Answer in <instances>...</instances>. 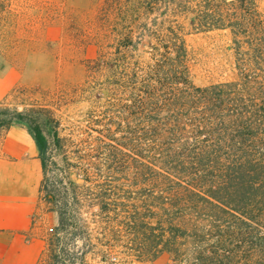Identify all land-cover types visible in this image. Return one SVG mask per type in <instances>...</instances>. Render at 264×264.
Wrapping results in <instances>:
<instances>
[{
    "label": "trees",
    "instance_id": "obj_1",
    "mask_svg": "<svg viewBox=\"0 0 264 264\" xmlns=\"http://www.w3.org/2000/svg\"><path fill=\"white\" fill-rule=\"evenodd\" d=\"M83 83L0 101V143L27 129L57 214L46 264H264V15L257 0H96ZM228 32L236 78L191 79L185 22ZM76 26V27H75ZM10 98H12L10 100ZM87 103L64 125L66 107ZM21 105V106H20Z\"/></svg>",
    "mask_w": 264,
    "mask_h": 264
},
{
    "label": "rangeland",
    "instance_id": "obj_2",
    "mask_svg": "<svg viewBox=\"0 0 264 264\" xmlns=\"http://www.w3.org/2000/svg\"><path fill=\"white\" fill-rule=\"evenodd\" d=\"M257 7L264 15V0H257ZM96 9V0H0V101L21 89H39L34 98L41 101L43 92L83 83L87 62L97 57L99 46L80 43L73 26H85ZM182 22L193 83L207 86L236 78L230 34L194 32L188 21ZM88 108L87 103H78L58 115L68 126L82 121ZM56 224L57 214L41 204L34 235L43 239ZM171 263L172 256L166 253L154 261L126 264ZM38 264L46 263L39 260Z\"/></svg>",
    "mask_w": 264,
    "mask_h": 264
},
{
    "label": "crops",
    "instance_id": "obj_3",
    "mask_svg": "<svg viewBox=\"0 0 264 264\" xmlns=\"http://www.w3.org/2000/svg\"><path fill=\"white\" fill-rule=\"evenodd\" d=\"M43 169L34 139L12 126L0 143V264H38L44 240L34 235Z\"/></svg>",
    "mask_w": 264,
    "mask_h": 264
}]
</instances>
